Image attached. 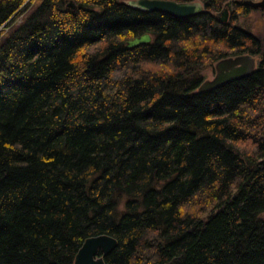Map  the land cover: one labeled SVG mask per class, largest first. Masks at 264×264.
Listing matches in <instances>:
<instances>
[{"label":"trees","instance_id":"16d2710c","mask_svg":"<svg viewBox=\"0 0 264 264\" xmlns=\"http://www.w3.org/2000/svg\"><path fill=\"white\" fill-rule=\"evenodd\" d=\"M128 1L0 0V264H74L102 235L104 264H264V40L237 25L262 0Z\"/></svg>","mask_w":264,"mask_h":264},{"label":"water","instance_id":"95a60500","mask_svg":"<svg viewBox=\"0 0 264 264\" xmlns=\"http://www.w3.org/2000/svg\"><path fill=\"white\" fill-rule=\"evenodd\" d=\"M127 5L143 12L161 13L180 19L190 18L203 12V7L199 2L177 3L168 0H133L129 1ZM67 7L75 10L72 2H69ZM251 7L264 10V0L251 4ZM225 8L219 15V20L222 23H227L226 14L228 9H230V4L228 3ZM149 43H151V37L144 35L128 41L126 48L133 49ZM254 68L255 61L250 56L222 60L215 65L214 79L212 81H205L200 86L199 92H207L224 84L246 78L254 71ZM116 244L115 239L105 235L87 239L78 251L74 264H104L103 258L116 248ZM99 252L102 254V257H98Z\"/></svg>","mask_w":264,"mask_h":264},{"label":"rangeland","instance_id":"374dc122","mask_svg":"<svg viewBox=\"0 0 264 264\" xmlns=\"http://www.w3.org/2000/svg\"><path fill=\"white\" fill-rule=\"evenodd\" d=\"M193 2H198V1H193ZM35 8H36V5H34L32 8H30L29 11L24 15L23 19L27 15H29ZM225 9H223V10H225ZM230 14H231V9H228L227 14H226V18L228 19L227 22L229 21ZM20 20H18L16 23L20 22ZM237 25L242 30L250 33L251 35L259 38L262 41L264 40V20L261 19L259 12H252L248 17L240 18L238 20ZM257 61H258V58L255 59V65L257 64ZM203 77H204L205 81H212L215 77V65L212 69H208V70L204 71ZM125 200H126L125 197H121V199L119 200L120 201L119 206H118L119 212L123 211V202Z\"/></svg>","mask_w":264,"mask_h":264},{"label":"bare ground","instance_id":"6f19581e","mask_svg":"<svg viewBox=\"0 0 264 264\" xmlns=\"http://www.w3.org/2000/svg\"><path fill=\"white\" fill-rule=\"evenodd\" d=\"M167 1V0H166ZM175 2V1H174ZM81 249V248H80ZM98 257H102V254L99 252V256Z\"/></svg>","mask_w":264,"mask_h":264}]
</instances>
